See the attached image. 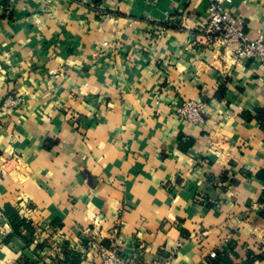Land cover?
<instances>
[{"label": "crops", "instance_id": "0c3cea01", "mask_svg": "<svg viewBox=\"0 0 264 264\" xmlns=\"http://www.w3.org/2000/svg\"><path fill=\"white\" fill-rule=\"evenodd\" d=\"M207 6L0 0V264H100L84 241L143 262L264 264V131L244 119L264 109V73L200 42ZM224 8L264 42V0ZM186 100L202 123L177 117ZM6 205L53 230L5 242Z\"/></svg>", "mask_w": 264, "mask_h": 264}, {"label": "built area", "instance_id": "2783aa9c", "mask_svg": "<svg viewBox=\"0 0 264 264\" xmlns=\"http://www.w3.org/2000/svg\"><path fill=\"white\" fill-rule=\"evenodd\" d=\"M206 2L208 3L207 24L200 42L207 45L219 42L232 52L236 62L255 61L264 73V42L261 38L257 40L248 38L243 30V22L225 11L224 5L229 4L231 0H206ZM16 103V100H9L7 108L14 107ZM202 108L203 105L199 101L186 100L177 109L176 115L191 124H199L202 123ZM261 208L264 209V206ZM87 248L94 252L100 264H172L173 261L171 254L156 256L151 261L143 262L142 253L124 255L95 243L89 244ZM209 257L213 259L216 254L212 252Z\"/></svg>", "mask_w": 264, "mask_h": 264}, {"label": "trees", "instance_id": "16d2710c", "mask_svg": "<svg viewBox=\"0 0 264 264\" xmlns=\"http://www.w3.org/2000/svg\"><path fill=\"white\" fill-rule=\"evenodd\" d=\"M244 119L247 121L255 120L256 123L259 125L260 129L264 131V109L257 110L253 117L246 114L244 115ZM255 177L258 180L262 181L264 184V169L260 170L255 175ZM259 203L260 205L264 206V190L259 199ZM261 215L262 217H264V210L261 211ZM2 216L8 222V225L10 226L12 230V233L6 237L5 242L9 241L13 237H17V238L22 239L26 244H28L29 243L28 237L34 234L37 230H46V228H49V231H51L53 230L52 228L54 226L53 224H50L49 226L43 227V228L38 227V226L36 227L32 222L21 218L18 211L9 205L4 206L3 211H2ZM43 225L45 226V224ZM23 231L27 233L26 236L22 234ZM83 245L88 246V242L84 241ZM64 255L66 257L64 258V262L66 264H80L81 263L80 258L75 256L74 254H70L69 251L68 252L65 251ZM231 256L237 257V255L233 251H231ZM249 256L251 255L249 254L246 255L247 260L251 259V257ZM252 259H257L260 261V260H264V256H257ZM205 264H233V261L228 254L216 253V257L213 259L209 257L206 260Z\"/></svg>", "mask_w": 264, "mask_h": 264}]
</instances>
